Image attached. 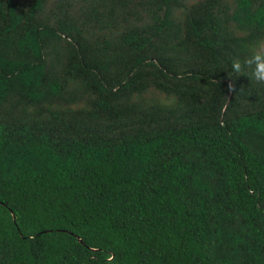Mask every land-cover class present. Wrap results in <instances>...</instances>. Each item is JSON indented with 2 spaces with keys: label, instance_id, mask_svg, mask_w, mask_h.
<instances>
[{
  "label": "trees",
  "instance_id": "16d2710c",
  "mask_svg": "<svg viewBox=\"0 0 264 264\" xmlns=\"http://www.w3.org/2000/svg\"><path fill=\"white\" fill-rule=\"evenodd\" d=\"M259 39L264 0H0V264H264Z\"/></svg>",
  "mask_w": 264,
  "mask_h": 264
},
{
  "label": "clouds",
  "instance_id": "9594fccd",
  "mask_svg": "<svg viewBox=\"0 0 264 264\" xmlns=\"http://www.w3.org/2000/svg\"><path fill=\"white\" fill-rule=\"evenodd\" d=\"M234 74H247L256 84L264 86V39H259L249 45L243 61L235 59L231 64ZM233 84L229 89L233 90Z\"/></svg>",
  "mask_w": 264,
  "mask_h": 264
}]
</instances>
